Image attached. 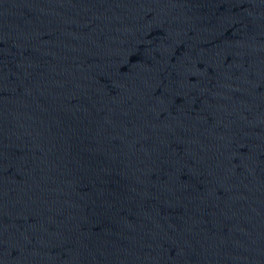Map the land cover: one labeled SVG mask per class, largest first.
Listing matches in <instances>:
<instances>
[{
  "label": "water",
  "instance_id": "obj_1",
  "mask_svg": "<svg viewBox=\"0 0 264 264\" xmlns=\"http://www.w3.org/2000/svg\"><path fill=\"white\" fill-rule=\"evenodd\" d=\"M0 264H264V0H0Z\"/></svg>",
  "mask_w": 264,
  "mask_h": 264
}]
</instances>
